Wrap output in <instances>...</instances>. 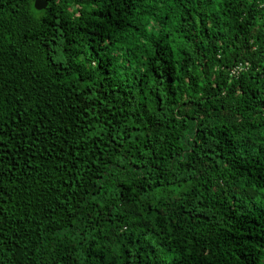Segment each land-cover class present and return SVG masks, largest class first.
Listing matches in <instances>:
<instances>
[{
    "label": "trees",
    "instance_id": "1",
    "mask_svg": "<svg viewBox=\"0 0 264 264\" xmlns=\"http://www.w3.org/2000/svg\"><path fill=\"white\" fill-rule=\"evenodd\" d=\"M0 0V264H264V0Z\"/></svg>",
    "mask_w": 264,
    "mask_h": 264
},
{
    "label": "water",
    "instance_id": "2",
    "mask_svg": "<svg viewBox=\"0 0 264 264\" xmlns=\"http://www.w3.org/2000/svg\"><path fill=\"white\" fill-rule=\"evenodd\" d=\"M33 6L35 10L40 11L46 8L47 2L45 0H35Z\"/></svg>",
    "mask_w": 264,
    "mask_h": 264
}]
</instances>
